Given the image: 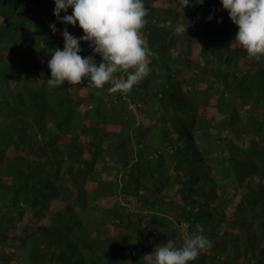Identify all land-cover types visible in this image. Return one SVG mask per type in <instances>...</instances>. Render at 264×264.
Returning a JSON list of instances; mask_svg holds the SVG:
<instances>
[{"label":"trees","instance_id":"trees-1","mask_svg":"<svg viewBox=\"0 0 264 264\" xmlns=\"http://www.w3.org/2000/svg\"><path fill=\"white\" fill-rule=\"evenodd\" d=\"M144 3L151 72L122 94L50 86L83 30L55 0H0V264H147L197 224L212 247L189 264H264V57L221 0Z\"/></svg>","mask_w":264,"mask_h":264},{"label":"clouds","instance_id":"clouds-1","mask_svg":"<svg viewBox=\"0 0 264 264\" xmlns=\"http://www.w3.org/2000/svg\"><path fill=\"white\" fill-rule=\"evenodd\" d=\"M203 3L204 0H194L195 5ZM221 3L231 21L238 26L234 41L246 50L249 59L260 61L264 57V0H221ZM187 6L194 5L190 0H179L180 12L183 13ZM70 7L72 12L67 14ZM61 11L65 15L61 16ZM149 12L144 0H55L57 20L73 26L78 23L84 35L77 38L67 28L62 30L64 47L62 50L56 48L48 60L51 72L48 84L52 87L65 82L71 86L80 85L87 78V86L101 89L111 84L109 93H129L151 72L149 57L152 52L142 34ZM168 26L172 27L171 22ZM187 27L178 23L173 31L178 36L183 35ZM50 28L53 32L58 31L55 23L50 24ZM81 41L89 42L93 55L82 57L79 54ZM95 54L102 58L99 65ZM202 233L203 225L197 224L195 232L183 237L180 247L169 239L154 249L147 264L195 261L201 252L212 247V241Z\"/></svg>","mask_w":264,"mask_h":264},{"label":"rangeland","instance_id":"rangeland-1","mask_svg":"<svg viewBox=\"0 0 264 264\" xmlns=\"http://www.w3.org/2000/svg\"><path fill=\"white\" fill-rule=\"evenodd\" d=\"M203 142H204V141H203ZM203 142H202V143H203ZM214 171H217V168H216V169H214Z\"/></svg>","mask_w":264,"mask_h":264}]
</instances>
